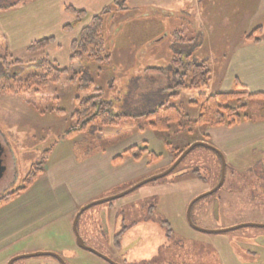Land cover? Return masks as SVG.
<instances>
[{
  "label": "rangeland",
  "instance_id": "rangeland-1",
  "mask_svg": "<svg viewBox=\"0 0 264 264\" xmlns=\"http://www.w3.org/2000/svg\"><path fill=\"white\" fill-rule=\"evenodd\" d=\"M60 4V0H0V7H5L0 10V47H9L10 43L12 56L22 62L38 60L44 55L53 61L46 50L27 52L24 43L38 31L57 29L65 16ZM126 4L127 10L112 12L106 18L111 63L107 67L99 66L98 70L93 65L91 71L111 113H124L129 117L118 125L100 127L101 133L92 129L72 136L76 141L74 147H88L92 152L105 149L109 154L120 152L128 144L118 142L137 125L144 124L147 128L145 113L160 102L181 105L192 118L196 117L197 106L191 103L197 99L196 90L179 91L178 98L169 96L178 92L175 87L178 82H188V67L206 63L210 81L205 91H222L227 84L223 79L224 57L234 51L229 40L240 36V30L249 32L264 23V0L258 3L254 0H126ZM125 21L131 22L127 25ZM175 32L183 41L174 37ZM176 55L182 57L185 64L178 70L172 62ZM61 65L56 66L64 67ZM79 66L78 62H70L64 68L70 74ZM148 68H157L159 72ZM69 74L63 75L58 84L48 85L42 94L0 96V146L4 167L0 196L20 188L34 164L45 165L59 148L73 142L65 135L74 124L70 112L75 107V92ZM231 85L232 88L233 82ZM258 101L260 99L253 98L250 107L255 109ZM197 130L208 134L212 146L224 155L226 167L221 188L192 205L193 225L202 230L241 224L264 225V123L244 122L234 127L203 125ZM142 136L148 141V150L162 153L164 157L169 153L163 140L150 134ZM135 137L134 141L139 142L140 136ZM191 137L182 133L172 139L175 145L182 147ZM221 142L229 148L221 146ZM122 144L123 147H119ZM173 154L161 162L162 165L167 162L166 165L131 178L94 201L117 195L163 173L174 161ZM147 157L145 154L141 159L145 168ZM120 165L111 159L110 169L115 174L110 179L121 171L133 173L130 164L123 170ZM194 168L199 169V175L180 174ZM220 175L219 156L209 148L195 146L167 175L121 197L86 208L78 217L77 232L86 245L117 264H264V226L208 233L195 229L186 219L188 202L214 188ZM163 220L168 222L171 231ZM120 230L116 245L114 235ZM74 243L77 245L75 238ZM65 256L66 264H110L80 247L73 258ZM54 259L42 255L20 258L12 264H55Z\"/></svg>",
  "mask_w": 264,
  "mask_h": 264
},
{
  "label": "trees",
  "instance_id": "trees-1",
  "mask_svg": "<svg viewBox=\"0 0 264 264\" xmlns=\"http://www.w3.org/2000/svg\"><path fill=\"white\" fill-rule=\"evenodd\" d=\"M2 9H5V7H0V10ZM64 9L74 17L71 23L63 25L62 30L65 32L71 31L88 17L87 12L83 9L71 5L65 6ZM127 9L126 0H113L100 12L90 16L88 23L81 27L77 37L70 43V62H78L80 65L77 71L70 72V74L66 68L57 67L47 55L38 60L22 62L14 58L7 47H0V96L29 97L31 94H42V91L48 85L58 84L63 75L69 74L68 79L75 92V107L70 113V118L74 124L65 131V135L72 137L80 132L92 129L101 133L100 127L118 125L121 120L126 119L129 115L111 113L108 102L102 100L103 90L98 86L91 70L93 65L99 68V66L107 67L111 63L106 18L112 12ZM174 37L183 41L178 32L174 33ZM263 39L264 23L255 26L243 35V40L254 44L261 42ZM52 42V37L31 41L27 45L26 51L29 53L44 52ZM172 62L177 70L185 67L183 58L179 55L174 56ZM147 70L158 71L157 68H148ZM177 70L175 71L177 72ZM188 71L190 74L188 82H178L175 86L178 92L169 96L176 98V96H179V91L196 90L197 99L191 102L197 106L196 117L192 118L187 108L181 107V105L168 104V102H160L145 113L147 129L163 140L169 152L174 153V160L190 143L194 141L208 142V134L197 130L200 126L234 127L244 122H264V92L252 93L238 80H235L233 87L229 90L208 93L205 89L210 80V69L206 63H195L188 67ZM253 98L260 99L254 106L255 109L250 107V101ZM137 129L144 131L146 127L139 125ZM182 133L192 137L186 141L185 145L180 147L174 144L172 137L176 138ZM89 151L92 152L93 150L88 148V153H90ZM145 154L149 156L151 162H155L162 157L161 154L148 150L145 144L142 146L132 145L115 156L113 162L119 163L125 158L140 161ZM42 164L37 163L31 167L20 188L0 196V207L13 200L34 183L44 171V165ZM189 172L199 175V169L196 168L180 173ZM121 232L122 230L114 235L116 245L119 242Z\"/></svg>",
  "mask_w": 264,
  "mask_h": 264
},
{
  "label": "crops",
  "instance_id": "crops-1",
  "mask_svg": "<svg viewBox=\"0 0 264 264\" xmlns=\"http://www.w3.org/2000/svg\"><path fill=\"white\" fill-rule=\"evenodd\" d=\"M60 1L59 8L64 11L65 16L63 15L57 29L55 28V31L44 29L34 33L24 43V46L27 47L31 40L34 41L40 37H52L53 42L46 48V51L51 54L49 56L55 65L62 64L67 67L70 64L71 41L77 37L81 27L88 23L90 16L98 13L113 0ZM254 1L258 3L261 0ZM67 5L85 10L88 17L71 31L64 32L63 25L71 23L74 18L65 11L64 7ZM125 22L128 25L131 21ZM159 24L161 25V22H157V25ZM247 30L245 29L243 33L240 30L238 32L240 36L234 39H225V41H230V47L234 51L229 57H224L225 77L222 76V78L227 84L223 91L231 89V83L238 80L252 93L264 92V39L257 44L243 40L242 34L247 33ZM135 45L132 44V46ZM121 46L123 48V42ZM226 46H228L227 43ZM7 48L10 52L12 45L9 43ZM96 69L99 68L96 66ZM178 97L176 96V98ZM137 128H134L127 137L118 143L125 142L128 147L139 143L147 146L148 141L142 135L154 136L155 134L147 128L144 131ZM137 135L140 136L139 142L134 141ZM68 137L73 142L59 148L54 158L45 163L44 171L34 183L13 200L0 207V264H7L14 256L38 251L55 252L63 258L66 257L65 255L73 258L76 249H78L74 243L75 235L72 229V220L76 212L88 202L104 195L111 188L160 167L161 162L171 155L169 152L165 157L162 156L155 162H151L149 157L145 158L146 168L141 164L142 160L134 161L125 158L120 162V166L124 167L122 170L126 168L125 165L130 164L129 167L133 168V173L121 171L116 174V178L110 179L109 177L115 174L110 169L111 159L113 160L128 147L122 148L121 153L116 154H109L105 149L88 153V147H74L76 141L70 136ZM226 145L221 142V146L226 147ZM119 147H123V144ZM159 154L162 155V153ZM166 164L167 162L163 163V165ZM191 196L193 195L191 194ZM54 263L58 262L54 259Z\"/></svg>",
  "mask_w": 264,
  "mask_h": 264
},
{
  "label": "water",
  "instance_id": "water-1",
  "mask_svg": "<svg viewBox=\"0 0 264 264\" xmlns=\"http://www.w3.org/2000/svg\"><path fill=\"white\" fill-rule=\"evenodd\" d=\"M195 146H204L206 148H209V149L213 150L219 156L220 161H221V175H220L219 182L217 183V185L214 188H212L208 192H205V193H203V194H201L199 196L194 197L189 202V204L187 206V210H186V219H187L188 223L192 227H194L195 229L200 230V231H203V232H208V233L225 232V231H228V230H231V229H235V228H238V227H242V226H250V225H252V226H264V225H257V224H255V225L254 224H241V225H238L236 227H231V228H224V229H218V230H214V229H211V230H206V229L205 230H202V229L197 228L196 226L193 225V223L191 221V217H190V210H191L192 205L199 198H201V197H203L205 195L211 194V193L215 192L218 188H220V186L224 182V178H225V167H226L225 157H224V155L222 154V152L219 149H217L216 147H214L211 144L206 143L204 141H195V142H192L190 145H188V147L185 148L181 152V154L177 157V159L163 173L158 174L156 176L149 177V178H147L145 180H142V181L138 182L137 184L133 185L132 187H130L129 189H126L125 191H123V192H121V193H119L117 195L110 196V197H107V198H104V199H100V200H95V201L93 200V201L87 203L86 205L82 206L77 211V213L75 214L74 219H73V222H72V229H73V232H74V235H75V241H76L77 246L80 247V248H82V249L88 250L91 253L96 254L97 256L102 257L103 259H105L106 261H108L110 264H117L116 262H114L109 257H107V256L99 253L97 250H95V249H93V248H91V247H89L88 245L85 244L84 240L79 236V234L77 232V220H78L79 215L81 214V212H83L86 208H88L91 205H94V204H97V203H102V202H105V201H109V200H112V199L121 197V196L125 195L126 193H128V192H130V191H132V190H134L136 188H138L139 186H141V185H143L145 183L151 182V181H153L155 179H158L160 177H163V176L167 175L168 173H170L179 164V162ZM3 173H4V167H3V152H2V148L0 146V178L3 176ZM42 255H49L51 257L56 258L59 261L60 264H66L65 261L62 259V257L59 256L57 253H55V252H43V251L32 252V253H28V254H22V255L14 256L13 258H11L7 262V264H12L15 260L20 259V258L35 257V256H42Z\"/></svg>",
  "mask_w": 264,
  "mask_h": 264
},
{
  "label": "flooded vegetation",
  "instance_id": "flooded-vegetation-1",
  "mask_svg": "<svg viewBox=\"0 0 264 264\" xmlns=\"http://www.w3.org/2000/svg\"><path fill=\"white\" fill-rule=\"evenodd\" d=\"M204 142H206V141H204ZM206 143L211 144V143H210V138H208V142H206ZM211 145H212V144H211ZM187 147H188V146H187ZM187 147H186V148H187ZM180 154H181V153H180ZM176 159H177V158H176ZM176 159H175V160H176ZM175 160H174V161H175ZM174 161H173V162H174ZM173 162H172V163H173ZM179 163H180V162H179ZM221 186H222V185H221ZM221 186H220V188H221ZM218 189H219V188H218ZM218 189H217V190H218ZM192 199H193V198H192ZM190 201H191V200H190ZM190 201H189V202H190ZM189 202H188V204H189ZM187 206H188V205H187ZM186 210H187V208H186ZM199 215H200V216H203V213H200ZM203 217H204V216H203ZM162 223H163L164 225H167V226L169 225L168 222L165 221V220H163ZM168 231H171V229L169 228V226H168ZM84 242H85V241H84ZM59 256H60V255H59ZM55 259H56V258H55ZM62 259L64 260L63 257H62ZM56 260H57V259H56ZM57 261H58V260H57ZM64 261H65V260H64ZM58 263H59V261H58ZM59 264H60V263H59Z\"/></svg>",
  "mask_w": 264,
  "mask_h": 264
}]
</instances>
